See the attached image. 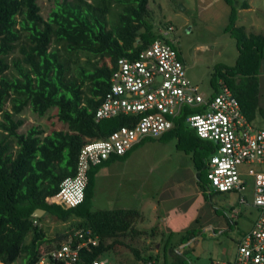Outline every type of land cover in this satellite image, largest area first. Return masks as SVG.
I'll return each mask as SVG.
<instances>
[{"label": "trees", "instance_id": "trees-1", "mask_svg": "<svg viewBox=\"0 0 264 264\" xmlns=\"http://www.w3.org/2000/svg\"><path fill=\"white\" fill-rule=\"evenodd\" d=\"M52 2L45 17L39 0H0V264H13L22 258L25 264H33L44 251L79 229H91L100 238L92 253L84 249L81 254L88 263L117 252L120 247L125 250L122 252H132L143 264L154 259L158 262V255L152 253L144 258L141 251L149 250L148 247L136 248L124 241L155 236L154 229L137 228L142 219L138 209L92 210L98 168L124 159L137 145L154 138H145L126 155H112L91 168L81 205L65 208L50 201L60 194L63 180L76 175L79 154L86 143L107 138L121 127L132 128L136 123V118L126 115L100 122L95 119L118 60L136 59L158 39L177 47L150 21V0ZM226 3L231 8L227 32L236 39L239 56L234 66L216 68L211 85L216 94L219 81L223 80L253 123L258 112L263 113L260 74L264 35L248 34L245 27L237 26L238 10L230 0ZM242 6L249 7L248 3ZM26 108L40 118L54 109L57 121L52 125L60 128L48 134L39 126L19 132L25 124L21 115ZM196 111L186 109L176 126L160 138L176 137L177 148L191 155L199 189L209 199L222 194L208 193L207 162L216 145L201 139L185 123L186 115ZM37 209H44L45 216L54 217L67 227L55 236L49 235L40 223L45 216L33 217ZM34 220L40 224L35 225ZM196 235L197 231L188 230L180 244L188 243ZM170 253L176 258L174 264H187L174 247L165 251V264Z\"/></svg>", "mask_w": 264, "mask_h": 264}, {"label": "built area", "instance_id": "built-area-1", "mask_svg": "<svg viewBox=\"0 0 264 264\" xmlns=\"http://www.w3.org/2000/svg\"><path fill=\"white\" fill-rule=\"evenodd\" d=\"M173 30L170 26L162 33L166 37ZM214 93V89L210 95L202 93L191 82L178 50L164 39L154 41L134 60L119 59L95 119L100 122L126 115L136 118V123L132 128L121 127L107 138L86 143L79 154L76 175L63 180L60 194L50 202L65 208L81 205L91 168L112 155H126L145 138H160L176 126L186 109L193 108L197 111L187 114L185 123L201 139L216 145L207 162L210 190L240 195L250 190L252 204L259 211L253 228L239 242L232 264H264V130L248 121L223 80ZM239 202L247 204L248 200L241 195ZM34 224L40 223L34 220ZM99 243L100 238L91 229H79L44 251L33 264H108L103 256L90 263L81 256L84 249L92 253Z\"/></svg>", "mask_w": 264, "mask_h": 264}, {"label": "rangeland", "instance_id": "rangeland-1", "mask_svg": "<svg viewBox=\"0 0 264 264\" xmlns=\"http://www.w3.org/2000/svg\"><path fill=\"white\" fill-rule=\"evenodd\" d=\"M230 2L235 4L238 10L237 26L245 27L248 34L264 35V0H230ZM244 3L251 4L254 8L243 10ZM39 4L43 15L47 17L53 6L52 0H39ZM149 9L150 21L162 35V32L169 29L168 25L174 27L172 32L163 37L170 42L173 38L179 41L180 44L176 47L186 65L188 78L194 85L199 86L202 93L212 94L211 79L216 68L221 65L234 66L239 55L236 39L229 32L219 33L223 23L229 22V14H231V8L226 0H150ZM263 76L261 73L260 78ZM262 105L263 113L259 111L253 122L254 127L260 130H264V104ZM54 114L55 111L52 109L46 117L40 118L30 108H26L21 115L25 124L19 132L25 133L32 126L41 127L46 134L53 129H59V126L54 128L52 125V122L57 121L53 117ZM177 143L176 137L147 139L132 149L120 162L100 166L95 175L92 210L138 209L144 217L138 221V226L147 223V226H144L146 231L158 229L160 232V235L156 233L154 237L151 236L152 238L145 237L146 240L138 241L137 238L124 240L133 247L147 246L152 250H156L158 244H161L159 253L141 251L144 258L151 253L158 255L159 261L154 259L151 261L153 264H165V251H170L171 248L179 245L178 241L184 234L167 232L161 222H155L154 227L150 224L155 221L154 217L158 213H164L163 198H159L158 195L173 181L187 178L188 169L192 168L191 155L178 149ZM241 195L247 198L248 204H240ZM241 195L229 192L212 197L213 211L210 217H213L210 219L215 231L201 228L198 231L197 251L177 252L187 264L234 262L239 240L251 230L259 217L258 209L252 204L251 191L248 190ZM159 202L162 203V207L155 210L154 207L159 206ZM224 215L229 218L230 215L234 216L230 225L226 223ZM40 223L51 236H55L57 231L67 227V224L49 216H45L44 221ZM141 227L143 226L138 228ZM116 251L104 255L103 258L108 264H143L132 252H122L125 250L121 247ZM167 258V264H174L176 261L172 253ZM25 261L22 258L14 264H25Z\"/></svg>", "mask_w": 264, "mask_h": 264}, {"label": "crops", "instance_id": "crops-1", "mask_svg": "<svg viewBox=\"0 0 264 264\" xmlns=\"http://www.w3.org/2000/svg\"><path fill=\"white\" fill-rule=\"evenodd\" d=\"M248 6L249 7L247 9H243V10H251L252 8H254L251 4H248ZM223 18L226 21L225 16ZM228 26H229V22L223 23V27L219 31V33L222 31L227 32ZM262 70H263L262 75H264V68ZM262 104H264V76L260 78V106L261 107L263 106ZM121 160H115V161H112L111 163L120 162ZM191 167H192L191 169H188L187 178H185L184 180L173 181L171 185H168V187H166L163 191H161V194L158 195L159 198H163L164 213L163 212L158 213L154 217L155 221L152 222L153 224L150 223L152 227H154L156 224L155 222H161V224L163 225V229L166 230L167 232H172V233L174 232L186 233L188 230L197 231V235L193 237L188 243L180 244V239L182 238V235H181V238L179 237L180 238L178 241L179 245L174 246V249H176V251L175 250L174 251L178 253H180V251H183V250L184 251H197V248L199 245L198 244V240H199L198 231L201 228L207 231L208 230L215 231V228L211 224L212 219H210L213 217V216L210 217V214L213 211V207L211 203L212 197L209 196V199H207L204 193L199 189V186H198L199 180L197 176L198 173L194 169L193 164L191 165ZM212 192H215V191L208 190L209 195ZM160 207H162V203L159 202V206H155L154 208L155 210H158L160 209ZM123 209H133V208H123ZM205 211L207 212L205 213ZM233 217L234 216L230 215V218H229L227 215H224V219L226 223L229 225L231 224V220ZM143 218L144 217H142V219ZM150 224H148L149 227H150ZM140 226H143L140 228L141 230L146 231L144 226H147V223H142L139 226L137 223V228ZM156 233H159L158 235H160V232L158 231V229L155 232V234ZM214 234L215 232L213 233V235ZM144 239L146 240V238L143 236L141 240H144ZM240 241L241 240H239V242ZM238 244H237V247H238ZM145 247L147 246H143V248ZM160 250H161V244H158V248L156 250H152L151 247L149 248V251L151 252L155 251L159 253Z\"/></svg>", "mask_w": 264, "mask_h": 264}, {"label": "water", "instance_id": "water-1", "mask_svg": "<svg viewBox=\"0 0 264 264\" xmlns=\"http://www.w3.org/2000/svg\"><path fill=\"white\" fill-rule=\"evenodd\" d=\"M264 68V60L262 61V69ZM46 211L44 209H37L34 214L33 217L34 218H42L43 216H45Z\"/></svg>", "mask_w": 264, "mask_h": 264}, {"label": "flooded vegetation", "instance_id": "flooded-vegetation-1", "mask_svg": "<svg viewBox=\"0 0 264 264\" xmlns=\"http://www.w3.org/2000/svg\"><path fill=\"white\" fill-rule=\"evenodd\" d=\"M174 35V34H173ZM172 40V42L176 45V46H178L180 43H179V41L177 40V39H175V38H173V39H171Z\"/></svg>", "mask_w": 264, "mask_h": 264}]
</instances>
